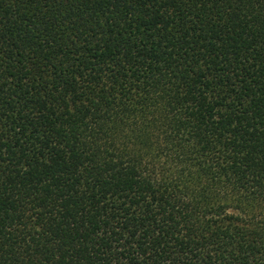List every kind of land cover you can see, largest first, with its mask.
I'll return each mask as SVG.
<instances>
[{"label":"trees","instance_id":"trees-1","mask_svg":"<svg viewBox=\"0 0 264 264\" xmlns=\"http://www.w3.org/2000/svg\"><path fill=\"white\" fill-rule=\"evenodd\" d=\"M0 264H264V0H0Z\"/></svg>","mask_w":264,"mask_h":264}]
</instances>
